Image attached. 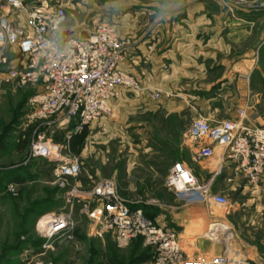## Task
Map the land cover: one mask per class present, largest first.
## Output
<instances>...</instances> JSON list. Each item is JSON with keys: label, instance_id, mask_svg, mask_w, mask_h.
<instances>
[{"label": "rangeland", "instance_id": "1", "mask_svg": "<svg viewBox=\"0 0 264 264\" xmlns=\"http://www.w3.org/2000/svg\"><path fill=\"white\" fill-rule=\"evenodd\" d=\"M197 1L24 0L33 8L64 11L59 40L87 38L99 25L115 28L119 40L131 47L122 66L130 62L134 44L151 33L152 25L180 23L183 10ZM217 1L234 16L245 14L247 20L264 25L260 12L264 5L259 0H248L243 6L235 5V0ZM26 61L14 49H0V264H155V250L141 239L119 249L110 235L94 236L90 214L101 211L102 204L89 195L102 182L111 181L129 206L141 209L148 220L155 219L157 208L176 200L165 180L174 165L189 163L186 142L192 122L215 112L197 105L169 111L170 103L182 107L179 94L146 91L135 74L127 73L143 91H122L110 117L81 132L73 125H52L36 118L34 86L6 81ZM252 82L262 90L263 74H254ZM210 88L208 95L214 97L216 90ZM224 102L227 111L218 105L219 117L237 111ZM43 143L56 153L32 158L33 147ZM75 163L81 169L77 178L58 177L61 167ZM260 197L258 209L246 207L250 213L230 215L234 236L229 240L243 257L237 264H264V195ZM60 217L71 221V228L48 237V229L43 230L47 220ZM221 257L236 264L228 256Z\"/></svg>", "mask_w": 264, "mask_h": 264}, {"label": "built area", "instance_id": "2", "mask_svg": "<svg viewBox=\"0 0 264 264\" xmlns=\"http://www.w3.org/2000/svg\"><path fill=\"white\" fill-rule=\"evenodd\" d=\"M247 1L235 0V5L243 6ZM259 1L264 5V0ZM65 18L61 8L42 10L28 6L24 0H0V49H14L27 60L23 69L11 71L6 81L36 88V118L52 125H73L81 132L110 117L112 104L122 91L141 92L143 88L122 69L131 47L119 40L115 28L99 25L87 38L59 40ZM238 113L235 120L199 117L192 122L187 138L196 148L197 160L213 159L215 148H221L223 162L235 167L234 177L259 188L264 179V126L251 122L244 111ZM48 145H35L31 157H52L56 152H51ZM80 173L75 163L61 167L58 177L77 178ZM116 187L104 181L89 195L91 201L102 204L101 211L90 214L95 221V237L110 235L119 249L141 239L155 250V264H228L221 256L210 260L188 258L174 231L158 227L141 209L129 206ZM165 187L183 206L229 205L228 199L213 194L210 185L200 182L183 163L173 166ZM51 219L43 229H48V237L71 228V221L65 217Z\"/></svg>", "mask_w": 264, "mask_h": 264}, {"label": "crops", "instance_id": "3", "mask_svg": "<svg viewBox=\"0 0 264 264\" xmlns=\"http://www.w3.org/2000/svg\"><path fill=\"white\" fill-rule=\"evenodd\" d=\"M260 12L264 13V10ZM244 15L234 16L231 9H226L217 0H199L183 10L180 23L152 25L151 33L141 35L134 44L130 62L122 69L135 74L146 91L165 92L171 96L179 94L182 107L170 103L169 111L197 105L200 109L215 112L199 115L211 121L235 120L238 112L244 111L251 122L262 127L264 86L260 90L252 79L254 74H263L264 80V25L247 20ZM173 17L175 19L176 14ZM210 86L216 90L214 97L208 95ZM217 93L220 95L216 96ZM224 101L237 111L219 117L216 115L218 105L227 111ZM186 148L189 156L186 166L202 182L209 179L207 184L213 194L228 199L229 205L183 206L175 200L167 207L157 208L158 217H150V220L164 230L174 231L190 259L228 256L236 264L241 263L242 254L229 240L234 236L230 215L236 211L248 214L250 212L244 208L258 209L261 206L264 179L259 188H251L242 178L234 177L235 167L223 162L221 148H215L213 159L204 161L195 158L196 148L190 145L188 138ZM230 178H234L233 182L227 183ZM213 229H216L215 240L211 236Z\"/></svg>", "mask_w": 264, "mask_h": 264}, {"label": "bare ground", "instance_id": "4", "mask_svg": "<svg viewBox=\"0 0 264 264\" xmlns=\"http://www.w3.org/2000/svg\"><path fill=\"white\" fill-rule=\"evenodd\" d=\"M217 228H219L220 230H223V227L222 226H218ZM215 235H216V229H213V231H211V236L213 237V240L216 239V236ZM225 244L228 245L227 244V239H225Z\"/></svg>", "mask_w": 264, "mask_h": 264}, {"label": "trees", "instance_id": "5", "mask_svg": "<svg viewBox=\"0 0 264 264\" xmlns=\"http://www.w3.org/2000/svg\"><path fill=\"white\" fill-rule=\"evenodd\" d=\"M85 134H83V136H84Z\"/></svg>", "mask_w": 264, "mask_h": 264}]
</instances>
